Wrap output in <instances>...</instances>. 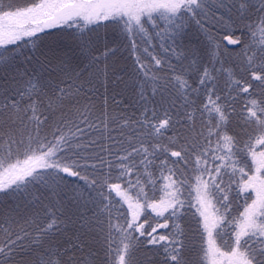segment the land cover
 <instances>
[{
	"label": "snow or ice",
	"instance_id": "6c2138e0",
	"mask_svg": "<svg viewBox=\"0 0 264 264\" xmlns=\"http://www.w3.org/2000/svg\"><path fill=\"white\" fill-rule=\"evenodd\" d=\"M212 22L244 30L241 36L232 31L226 37L241 49L238 79L223 67L218 44L205 64L194 49L177 50L190 24L207 35ZM102 24L118 29L136 56L133 112L128 113L127 105L120 113L110 111V104L123 100L119 93L108 94L107 65L103 70L97 66L87 81L64 60L48 61L40 72L8 71L14 60L6 54L8 45L61 27L72 31L90 58L86 68L92 67L100 57L91 56L87 34L91 26ZM137 37L148 43L160 40L163 55L152 56L153 66L136 55ZM0 48V196L11 201L0 200V264H139L136 252L141 246L155 249L159 264H188L184 234L175 221L184 208L181 195L189 166L207 235L205 256L213 258L212 264H218L216 257L220 264H264V152L258 160L252 143L256 135L255 143L264 148V0H31L14 10L0 0ZM109 54L106 49L102 55ZM101 73L104 100L97 115L96 105L82 101L92 99L83 95L85 84L90 85L87 91H96ZM241 98V132L230 133ZM169 131L172 135L166 137ZM240 135L248 137L243 147ZM245 151L256 166L255 175H248V165L242 163ZM237 173L238 194L251 189L255 195L229 220L231 204L223 177ZM68 178L84 184L73 187L69 197L77 208L72 222L79 228L57 240L65 204L59 197L68 188ZM157 185L158 200L146 191L151 186L155 193ZM113 191L128 204L126 215L115 206ZM148 208L155 216L141 222ZM39 209L45 210L43 217ZM225 226L231 227L234 238L227 252L214 239ZM93 233L101 241L98 250L90 247Z\"/></svg>",
	"mask_w": 264,
	"mask_h": 264
},
{
	"label": "trees",
	"instance_id": "16d2710c",
	"mask_svg": "<svg viewBox=\"0 0 264 264\" xmlns=\"http://www.w3.org/2000/svg\"><path fill=\"white\" fill-rule=\"evenodd\" d=\"M4 5H12V10L16 7L27 6L30 1H23L19 4L14 3L12 0H2ZM5 10H8L5 7ZM227 17H225L226 19ZM232 31H235V36H241L243 29L239 25H232L231 28L225 26L223 22L216 23L212 22V26L208 28V34L200 31L194 23L190 24L180 41L177 42V50L182 51L186 49H194L198 54V59L202 64L208 63L211 60V53L216 51V45H219V51L224 53L220 57L223 61V67L230 69L235 74V78H240L242 75L240 68V56L239 53L241 49L234 45L228 43V37L232 34ZM90 37V46H91V56H99L100 59L92 67L86 68V65L89 64V57L82 53L79 44L73 39L72 31L66 27L46 29L43 32L37 33L36 37L28 42H18L17 45H8L7 46V55L14 56L13 67L8 69V71H14L19 69L23 71L27 69L29 72L35 71L40 72L41 68L47 66V62L51 61L52 64L58 63L60 60L66 61L72 68L77 71H82L80 77L81 81H87L92 78L91 73L96 70L98 66L101 70L104 69L107 65L109 72L108 76V94L111 95L113 92L119 93V99L123 100V103L120 105H111L110 111L113 113H120L125 105H127L128 113L133 112L135 109L132 106L133 100L136 98L137 86L135 82V69L136 65V56L132 55L130 51V43L124 37L123 34L112 25L107 27L103 24L100 27L91 26V31L87 34ZM139 43V50L137 56L140 57V60L143 64L148 65L149 67L154 65L152 60L153 55H163V50L160 47V40L157 38L152 40L150 43L145 42L142 38L137 37ZM58 42V51L54 54L50 53L52 49L51 44ZM145 48L148 51H145ZM110 50V54L105 58L102 54L105 50ZM4 49L0 48V52ZM171 63L177 64L175 56L169 54ZM28 58V59H26ZM187 63V61H184ZM216 67L220 68L221 64L219 61L216 62ZM47 74H45L46 76ZM192 78L195 79V74H191ZM116 77H120V80H115ZM227 79V74H221L220 76V87L225 88L224 81ZM115 81V83H113ZM104 77L101 73L100 80L95 84L96 91H87L90 87L87 83L85 84V91L83 95L92 99H84L83 103H92L96 105L95 112L98 115L102 110L103 100H104ZM226 90V89H225ZM244 100L243 98L239 99L235 104L236 114L233 115L231 123L228 128L230 133H240V125L243 123L242 118L238 115L241 108L243 107ZM172 132L169 131L165 133V136H171ZM241 140V147L243 143L247 141L248 137L246 135H240L238 137ZM256 135L252 137V143L255 145V151L257 153V159H262L259 156L260 152H264L259 144H256ZM164 142V141H162ZM12 161L14 162L17 159V154L14 153L12 156ZM19 159H23V155H19ZM163 159V156H161ZM242 163H246L248 167L245 169L248 172V175H255V165L252 163V158L247 154V151L242 153ZM250 169V170H249ZM231 169H229V173ZM157 175L159 173L157 172ZM194 176V173L191 172V166L185 170V185L182 188L181 199L184 201V208L182 209L181 217L175 221V223L180 225V230L184 234V241L186 245L185 256L188 261V264H212V257H206L204 249H206L207 244V235L204 233L203 228L200 222V215L197 211V201L196 193L192 185L194 180L190 179ZM135 179V177H133ZM247 179V176L244 177ZM241 180L240 174L237 173L235 176L225 175L223 177V185L226 189V192L230 200V214L228 219L231 220L239 216V213L244 210L245 201L248 203L251 202V198H254V193L251 189L248 190L247 194L239 193V182ZM114 183H121L120 181H113ZM229 185L231 188L229 189ZM75 186L84 187L82 181L78 182L76 178H68V188L65 189V192L59 197L60 200L65 201L63 208V216L61 220L64 221L61 224L62 232L60 235L55 236L54 239L62 240L66 235H74L79 228V224H74L72 221L75 220L77 214V208L75 202L69 199L72 195V188ZM126 187V184L122 183V188ZM160 185L156 186L155 193L151 186H148L146 191L148 192L149 197L151 198L153 194L158 200L161 196L159 191ZM107 193V190H106ZM133 196V203H135L136 190H132L129 193ZM219 199L223 198L222 193H217ZM111 198L116 207H119L120 210L126 215L128 213V204L124 203L119 196L113 191L111 193ZM219 206V205H217ZM45 211V210H44ZM114 214H117L114 212ZM91 215V212H89ZM155 213L152 212L150 208L145 209L141 213V222L148 217H154ZM152 226H155L156 220L150 221ZM163 222V221H160ZM151 230L150 228L148 229ZM173 230H175L173 228ZM135 235H138L135 234ZM93 240L90 247L93 250L100 249L101 241L98 234H92ZM214 239L217 242V246L221 251H230L232 244L234 243V238L232 236V229L230 226H225L218 234H214ZM155 249L149 247L141 246L136 252V258L139 261V264H159V259L154 256ZM100 255H103V252H100ZM218 264H220L221 258L216 257ZM97 264H102L101 261H97ZM222 264H227V260H223Z\"/></svg>",
	"mask_w": 264,
	"mask_h": 264
},
{
	"label": "rangeland",
	"instance_id": "374dc122",
	"mask_svg": "<svg viewBox=\"0 0 264 264\" xmlns=\"http://www.w3.org/2000/svg\"><path fill=\"white\" fill-rule=\"evenodd\" d=\"M14 3H21L23 1H30V0H12ZM52 49L50 50L51 54H54L58 51V42L56 43H52L51 44ZM15 153V151L13 152V154ZM0 155H3V153H0ZM13 159V158H12ZM0 200L4 201L5 203H10V199L8 197L5 196H0ZM128 208V207H127ZM40 213H41V217H43L44 214V209H39Z\"/></svg>",
	"mask_w": 264,
	"mask_h": 264
}]
</instances>
